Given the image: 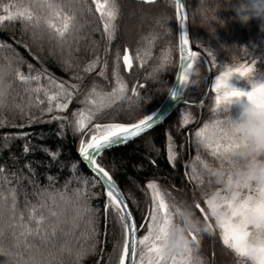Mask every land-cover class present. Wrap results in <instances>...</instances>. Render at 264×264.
<instances>
[{"label": "trees", "instance_id": "obj_1", "mask_svg": "<svg viewBox=\"0 0 264 264\" xmlns=\"http://www.w3.org/2000/svg\"><path fill=\"white\" fill-rule=\"evenodd\" d=\"M186 1L190 38L191 41H200L204 45L192 42L210 62L213 82L225 67H232L229 56L222 47L224 45L247 48L249 55L255 59L254 78L264 80V27H261L264 18L252 16L246 23H242L233 8V5H238L239 0H230L228 5L217 12L224 21L223 25L213 21L215 32L210 33L193 21H198L202 16L211 17L214 0ZM82 2L86 8H91V12L85 10L82 15L77 12L74 28L79 31L73 32L74 38L63 45H58L55 38L49 41L46 29L43 38L36 39L31 35L32 29L25 32L18 19L0 22V64L11 61L13 68L18 66L25 74L29 73L28 65L31 64L32 74L43 68L57 78L79 84L67 109L44 112L42 109L47 107V101L42 92L39 93V98L43 103H38L35 92L29 94L24 91L28 85L18 81L13 74L6 77L11 82V87L8 89L7 104L0 109V190L7 192L15 188L18 209L23 211L25 222L28 216L26 200L29 207L40 204L42 200L45 206L36 211L45 216V225L57 219L60 223L55 235H50L46 245L38 237L27 238L38 249L15 247L11 237L12 229H6L2 240L3 250H0V264H24L32 256L37 260L47 261L48 264H59L60 260H63V264H72V257L66 251L62 255L58 252L66 240L75 247L81 244L86 247L94 245V249L80 259L79 264H98L101 256L103 264H117L123 242L122 226L118 214L111 209L105 224L104 188L82 161L77 151L78 144L81 136L87 138V130L92 124L134 123L155 111L166 98L179 62L175 1L115 0L118 15L114 21L115 31L111 41L106 39L103 24L99 14L95 12L92 0ZM3 3H8V0H0V4ZM133 7L140 10L143 18L138 27L137 23L129 19L128 13ZM0 15H7L2 8ZM77 35L79 40L75 39ZM25 44L28 45L27 48ZM125 49L130 53L128 72L123 59ZM205 50L213 54L215 62ZM62 57H69L73 68L65 71L60 64ZM96 57L99 59L93 70L83 72L84 65ZM252 58L244 57L241 64H251ZM196 65L200 69V75L192 79H198V83L188 84L184 93L190 102L199 100L205 88L207 71L203 60L200 59ZM73 73L81 75L82 79H74ZM117 77L127 85L121 99L95 116L86 125L84 132H74L72 111L87 107L83 100L89 88L95 84L98 90L110 92L116 86ZM35 83L31 86L35 87ZM40 83L46 85L48 82L42 77ZM134 86L137 89L135 95L132 93ZM216 95L211 88L203 104L180 105L152 131L124 145L106 150L99 157L98 163L105 167L118 184L139 227L145 220L141 210L146 211L150 203V192L146 184L150 180L155 181L166 194L167 201L181 210L187 206L193 219L201 222L200 227L204 226V217L195 203H199L205 210L213 227L196 233L199 246L195 249L205 264H239L244 258L238 257L232 249L223 245L220 230L215 227V220L208 213L201 195L202 190H208V180L215 181L214 174L219 170V161L198 135L205 125L211 127L213 121L224 120L225 112L217 104ZM239 111L236 104L229 105L227 109L232 119H236ZM55 116L68 119H52ZM51 153H55V157ZM49 176L53 178L51 181ZM216 186L220 185L213 183V187ZM44 189L47 192L43 196L38 195ZM76 189L82 190L83 194L79 198L74 191ZM47 193H56L54 200H50ZM59 193L64 194L63 198ZM84 200L97 210L93 213L96 218L95 232L88 239L82 235L90 232V226L86 223L88 214L80 207ZM10 204L9 199L7 204L0 205L5 218L9 215ZM50 210L56 212L57 216H52ZM30 226L35 227L34 223ZM16 230L19 231V228ZM146 230L147 222L139 230V236ZM49 252H52L55 259L48 255Z\"/></svg>", "mask_w": 264, "mask_h": 264}, {"label": "snow or ice", "instance_id": "obj_2", "mask_svg": "<svg viewBox=\"0 0 264 264\" xmlns=\"http://www.w3.org/2000/svg\"><path fill=\"white\" fill-rule=\"evenodd\" d=\"M92 3L95 5V12L99 14V19L103 24L106 39L111 41L115 31L114 21L118 15V6L115 0H92ZM0 8L7 14L6 16L0 15V22L5 19L9 21L18 19L21 21L25 32L29 28L32 29L31 35L36 39H42L46 29L48 40L51 41L55 38L58 45L70 42L74 38L73 32L79 31L74 28L77 12L81 15L85 10L91 12V8H86L82 0H8V3L0 4ZM184 8L185 5L181 3V0H175L176 21L181 26L185 24ZM37 33L40 35L38 36ZM75 39L79 40L80 37L77 35ZM189 44L190 41L186 35L180 33L179 70L176 72L180 87L179 89L171 88L169 90V95L173 99L178 98L183 93L187 84L185 67L195 64L196 58L201 55L200 52L194 51ZM24 46L28 47L27 44ZM41 50L43 49L41 48ZM207 55L215 62V57L211 52H207ZM36 58L38 59V57ZM98 59L99 57L89 60L82 71L91 72ZM123 59L125 67H128L129 56L127 49L124 51ZM60 64L65 71L73 68L72 60L69 57H62ZM253 65H255V62L246 66L241 64L238 67H225L224 70L220 71L212 85V88L217 93L215 99L218 105L231 96H246L251 102L264 107V82L252 83L251 89L246 92L237 90L228 84L229 78L234 73L243 76L252 70ZM32 67L29 64V73L25 74L18 66L13 68L11 61L6 64H0V109L7 104L8 89L11 87V82L6 80L9 74H13L18 81L28 85L24 91L29 94L35 92L38 103H43L39 98V93H43L47 101V107L43 108L42 111L52 112L54 109L57 111L67 109L69 102L73 99L75 90L79 89V84L57 78L43 68L32 74ZM159 67L158 65L157 68ZM113 75H116L115 68ZM42 77L47 80L48 83L46 85L40 83ZM73 78L79 81L82 76L73 73ZM33 82H36L35 87L31 86ZM126 88L127 85L118 77L116 86L112 87L110 92L98 90L96 85L93 84L84 96L83 103L87 107L72 111V117L74 118L73 131L84 132L86 125L95 116L113 102L121 99ZM132 93L134 95L137 93L135 86L132 88ZM135 98L139 99L138 96H135ZM161 118L156 112H151L142 119H137L134 123H94L87 130V138L81 136L78 144L77 151L81 158L88 164L92 172L103 181L106 195L104 201L105 224H107L108 211L111 209L118 214V219L122 226L123 242L118 254L117 264H126V261L127 264H202V261L195 254V249L199 246L196 233L213 227V225L207 223L208 215H205L204 226L200 227L201 222L193 219L192 213L187 206L184 210H181L174 204H170L166 199V194L157 183L150 180L146 184L147 190L150 192V203L146 211L141 210L147 222V230L138 238L136 235V224L133 220V213L129 210V205L125 202V198L117 187L112 175L97 161V157L104 150L127 143L146 129L152 128L154 123ZM32 119L34 120L35 117ZM52 119L67 120L68 118L55 116ZM198 135L201 137L202 143L212 150L211 154L219 161V170L214 174L216 177L215 181L209 179L207 182L208 190H202L201 195L204 197L208 213L215 220V227L220 230V239L223 245L232 249L238 257L244 258L239 264H245L247 255L245 241L250 235V229L255 228L258 231H264V188H257L252 184L240 186L231 183L229 170L233 165L229 158L243 144L234 128H231L225 120H215L212 122L211 127L205 125ZM27 150L26 147L25 151ZM51 155L55 157L56 154L51 153ZM169 158L171 159V156ZM0 171H2V168H0ZM48 179L51 181L53 178L49 176ZM213 183L220 186L213 187ZM74 191L77 193L78 198L83 194L81 189ZM45 192H47V189L42 190L38 195L43 196ZM47 195L50 200H54L56 193H47ZM59 195L63 198L64 194L59 193ZM9 199L11 204L8 206V217L5 218L3 211L0 210V250H3L2 240L6 229H12V242L17 248L23 247L26 250L38 249L37 245L29 242L27 239L29 236L38 237L46 245L50 235H55L57 226L60 223L59 219L49 225H45V216L42 213L37 214L36 211L37 208L45 206L44 202L41 200L40 204L29 207L26 200L25 208L28 211V216L25 222L23 211L18 209L15 188H11L7 192L0 190V205L7 204ZM80 207L84 213L88 214L86 223L90 226V232L82 233L88 239L95 232L96 218L93 213L97 210L91 208L87 200H84ZM195 207L199 209L200 204L195 203ZM221 208L228 210L227 215L223 217L217 215L218 210ZM201 210L203 211V209ZM50 213L52 216H57L54 211L50 210ZM253 220L257 221V223H250ZM33 223L35 225L34 228L30 226ZM17 228H19V231L16 230ZM49 229L51 232H49ZM178 236H183L184 242L174 247L173 241ZM92 249H94V245L86 247L81 244L79 247H75L66 240L61 244L58 252L62 255L66 251L72 257V264H79L80 259ZM17 255H20V253H17ZM48 255L55 259L52 252H49ZM24 264H48V262L37 260L35 256H32ZM59 264H63V260H60ZM255 264H264V249L261 250V254L256 259Z\"/></svg>", "mask_w": 264, "mask_h": 264}, {"label": "clouds", "instance_id": "obj_3", "mask_svg": "<svg viewBox=\"0 0 264 264\" xmlns=\"http://www.w3.org/2000/svg\"><path fill=\"white\" fill-rule=\"evenodd\" d=\"M229 3L230 0H214L215 6L211 17L202 16L198 21H193V23L204 27L210 33H214L215 25L213 21L221 25L224 23L217 15V12L221 7ZM233 8L242 23H246L252 16L264 18V0H239L238 5H233ZM261 27H264V24ZM192 42L204 46L200 41L193 40ZM222 47L227 52L232 67L240 66L244 57L252 58L244 46L224 45ZM253 62H255L254 58H252L251 64ZM184 71L188 84L195 85L198 83V79H192V77L198 78L200 75V69L196 64L186 66ZM254 75L255 71L252 68L251 71L241 77L248 79ZM253 83L261 82L255 81ZM240 97L242 96H231L219 104V107L225 112L224 120L231 128H234L243 144L229 158L233 165L229 170L230 180L231 183L240 186L252 184L257 188H264V107H260L247 99V102L240 106L236 119H232L227 113L228 106L238 102ZM227 212L226 208H221L218 210L217 215L223 217L227 215ZM250 223L255 224L257 221L253 220ZM183 242L184 237L178 236L173 241V246H179ZM245 246L247 249L245 264H255L256 259L261 254V250L264 249V231H258L255 228L250 229V235L245 241Z\"/></svg>", "mask_w": 264, "mask_h": 264}, {"label": "water", "instance_id": "obj_4", "mask_svg": "<svg viewBox=\"0 0 264 264\" xmlns=\"http://www.w3.org/2000/svg\"><path fill=\"white\" fill-rule=\"evenodd\" d=\"M146 2H152V1H155V0H144ZM181 3L185 5V8H184V19H185V24L183 26H181L179 24V22L177 21V31H178V52H179V34L180 33H184L186 35V37L189 39L190 41V44L189 46L193 48L194 51H198L200 52L196 47L193 46L192 44V41H191V38H190V28H189V16H188V9H187V1L186 0H181ZM128 52V56H129V65H130V53L129 51ZM201 55H199L197 57V59L201 58L203 60V63L206 67V78H205V89H204V93L202 95V97L196 101V102H190L188 101L186 98L182 97V96H178V98L176 99H173L172 96L167 95V97L165 98V100L163 101V103L158 107V109H156L154 112L157 113V115H159L160 117H162L160 120L156 121L153 125L152 128L150 129H146L144 132L140 133L138 136L130 139L128 142H131L139 137H141L142 135L152 131L153 129H155L156 127H158L159 125H161L165 120H167L172 114L173 112L182 104H187V105H201L203 104V102L206 100L209 92H210V89H211V86H212V79H213V74H212V68H211V65H210V62L208 61V59L205 57V55H203L201 52H200ZM179 64V62H178ZM179 69L177 68V71ZM126 71L128 72L129 71V66L126 67ZM179 83H178V80H177V77L175 75V78H174V81H173V84H172V87L173 89H179ZM127 142V143H128ZM126 144V143H124ZM124 144H121V145H124ZM121 145H118V146H121ZM114 147H117V146H114ZM113 148V147H112ZM108 150V149H106ZM106 150H104L102 153H104ZM101 153V154H102ZM101 156V155H100ZM97 157V161L99 159V157ZM81 157V156H80ZM82 159V158H81ZM82 161L86 164V166L88 167V169L92 172V170L90 169V167L88 166V164L82 159ZM101 182V184L103 185V181L100 179L99 176H97L94 172H92ZM114 179V178H113ZM115 181V180H114ZM116 183V181H115ZM117 187L119 188L118 184L116 183ZM103 188H104V185H103ZM119 190L121 191V189L119 188ZM121 193L123 194V192L121 191ZM124 198H125V202L129 205V210L133 213V210L128 202V200L126 199L125 195L123 194ZM203 209L201 206L200 208L198 209L200 211V213L202 214V216L205 218V215L206 212L201 210ZM133 220H134V223L136 224V228H137V237L139 238V230L142 229V227H138V224L136 222V219H135V216H134V213H133ZM146 223V220H144L143 222V225ZM126 264H127V261H126Z\"/></svg>", "mask_w": 264, "mask_h": 264}, {"label": "rangeland", "instance_id": "obj_5", "mask_svg": "<svg viewBox=\"0 0 264 264\" xmlns=\"http://www.w3.org/2000/svg\"><path fill=\"white\" fill-rule=\"evenodd\" d=\"M134 9H132V10H130L131 12L130 13H128V15H130V20H132V21H134L135 23H137V27L139 26V24L141 23V22H139V21H142V17H141V14H140V10L137 8V7H133ZM165 9H166V7H165ZM136 14V15H135ZM139 16V17H138ZM142 18V19H141ZM133 22V23H134ZM135 25V24H134ZM135 28H136V25H135ZM134 28V29H135ZM199 58L196 60L197 62L196 63H198L199 62ZM126 68V67H125ZM212 74H213V72H212ZM255 81H258V82H264V80L263 79H256V78H254V76L253 77H250V78H248V79H245L244 77H241L238 73H234L230 78H229V80H228V84L231 86V87H234V88H238V89H240V90H242V91H249L250 89H251V86H252V83L253 82H255ZM214 82H215V80H214ZM214 82H213V84H214ZM173 84V83H172ZM172 87V86H171ZM187 88H188V83L185 85V87H184V90H183V93L180 95V96H182V97H184V98H186L185 97V91L187 90ZM171 89V88H170ZM204 93V92H203ZM209 95V94H208ZM202 97V96H201ZM208 97V96H207ZM187 99V98H186ZM207 99V98H206ZM164 101V100H163ZM198 101V100H197ZM193 102H196V101H193ZM247 102V97L246 96H242V97H240L239 98V101L238 102H235V103H233V104H236V105H238V107L240 108V106L242 105V104H244V103H246ZM162 104V103H161ZM160 104V105H161ZM158 109V108H157ZM154 112V111H153ZM198 252L197 251H195V254L199 257V259L202 261V264H205L204 262H203V258L202 257H200L198 254H197ZM101 260H102V256L100 257V260L98 261V264H103L104 262H103V260H102V263H101Z\"/></svg>", "mask_w": 264, "mask_h": 264}, {"label": "bare ground", "instance_id": "obj_6", "mask_svg": "<svg viewBox=\"0 0 264 264\" xmlns=\"http://www.w3.org/2000/svg\"><path fill=\"white\" fill-rule=\"evenodd\" d=\"M197 59V58H196ZM197 61H195V64H196Z\"/></svg>", "mask_w": 264, "mask_h": 264}]
</instances>
